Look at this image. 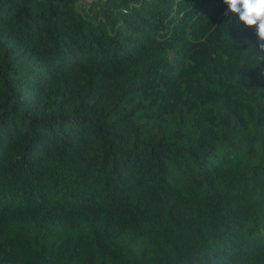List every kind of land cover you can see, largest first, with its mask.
I'll return each mask as SVG.
<instances>
[{"label": "trees", "instance_id": "obj_1", "mask_svg": "<svg viewBox=\"0 0 264 264\" xmlns=\"http://www.w3.org/2000/svg\"><path fill=\"white\" fill-rule=\"evenodd\" d=\"M223 0H0V264H264V50Z\"/></svg>", "mask_w": 264, "mask_h": 264}, {"label": "clouds", "instance_id": "obj_2", "mask_svg": "<svg viewBox=\"0 0 264 264\" xmlns=\"http://www.w3.org/2000/svg\"><path fill=\"white\" fill-rule=\"evenodd\" d=\"M227 6L225 15L238 18V24L252 27L257 36V45L264 50V0H223Z\"/></svg>", "mask_w": 264, "mask_h": 264}, {"label": "rangeland", "instance_id": "obj_3", "mask_svg": "<svg viewBox=\"0 0 264 264\" xmlns=\"http://www.w3.org/2000/svg\"><path fill=\"white\" fill-rule=\"evenodd\" d=\"M259 229L261 233H264V222L260 225Z\"/></svg>", "mask_w": 264, "mask_h": 264}]
</instances>
